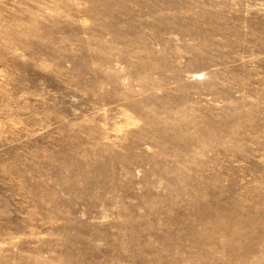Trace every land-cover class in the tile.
Listing matches in <instances>:
<instances>
[{"label": "rangeland", "instance_id": "rangeland-1", "mask_svg": "<svg viewBox=\"0 0 264 264\" xmlns=\"http://www.w3.org/2000/svg\"><path fill=\"white\" fill-rule=\"evenodd\" d=\"M0 264H264V0H0Z\"/></svg>", "mask_w": 264, "mask_h": 264}, {"label": "bare ground", "instance_id": "bare-ground-1", "mask_svg": "<svg viewBox=\"0 0 264 264\" xmlns=\"http://www.w3.org/2000/svg\"><path fill=\"white\" fill-rule=\"evenodd\" d=\"M187 129V128H186ZM207 226V225H206ZM208 232V231H207Z\"/></svg>", "mask_w": 264, "mask_h": 264}]
</instances>
